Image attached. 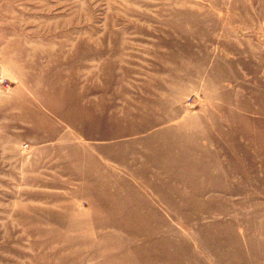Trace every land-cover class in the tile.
Returning a JSON list of instances; mask_svg holds the SVG:
<instances>
[{"label":"rangeland","instance_id":"374dc122","mask_svg":"<svg viewBox=\"0 0 264 264\" xmlns=\"http://www.w3.org/2000/svg\"><path fill=\"white\" fill-rule=\"evenodd\" d=\"M0 264H264V0H0Z\"/></svg>","mask_w":264,"mask_h":264}]
</instances>
